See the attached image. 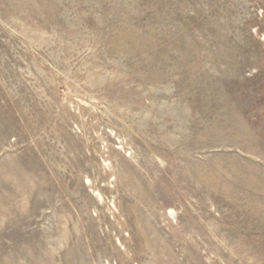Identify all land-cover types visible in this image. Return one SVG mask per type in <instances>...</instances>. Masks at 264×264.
<instances>
[{
  "label": "rangeland",
  "instance_id": "obj_1",
  "mask_svg": "<svg viewBox=\"0 0 264 264\" xmlns=\"http://www.w3.org/2000/svg\"><path fill=\"white\" fill-rule=\"evenodd\" d=\"M0 264H264V0H0Z\"/></svg>",
  "mask_w": 264,
  "mask_h": 264
}]
</instances>
